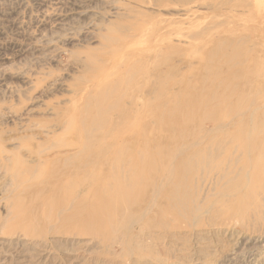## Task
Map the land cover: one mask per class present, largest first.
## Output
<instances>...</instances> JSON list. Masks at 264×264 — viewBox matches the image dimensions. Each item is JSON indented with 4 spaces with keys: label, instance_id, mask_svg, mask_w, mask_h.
I'll return each mask as SVG.
<instances>
[{
    "label": "rangeland",
    "instance_id": "obj_1",
    "mask_svg": "<svg viewBox=\"0 0 264 264\" xmlns=\"http://www.w3.org/2000/svg\"><path fill=\"white\" fill-rule=\"evenodd\" d=\"M110 1L0 0V148L18 155L26 165L34 159L32 151L44 155L62 148L64 152L62 141L73 121L78 159L100 149L129 155L127 140L116 144L127 136L134 141L140 137L134 152L164 157L169 168L191 157L198 173H211L200 180L198 192L187 193L200 210L193 213L186 206L184 211L192 215L188 218H193L175 229L178 240L158 235L132 238L170 264H264V0H186L189 65L185 76L177 72L168 76L175 83L166 95L161 96L156 86L153 93L147 91L158 99L149 103L120 100L125 89L106 86L111 78L115 80L112 73L124 76L128 71V67L108 69L116 42L104 44L98 31L108 24L99 14L109 11ZM81 12L89 13V18L80 17ZM89 22L95 27L88 29ZM132 57L126 56V66ZM162 61L164 57L157 63ZM181 149L184 154L177 156ZM227 157L228 166H219ZM186 171L187 177L195 172ZM15 182L0 172L1 222L20 223L15 213L10 216L4 208L17 192ZM34 186L29 184L26 197ZM93 201L91 197L89 203ZM142 214L136 217L140 223L155 221V212ZM96 231L98 227H90L72 234L86 240ZM0 232L7 239L23 233L6 230L4 225ZM198 232L200 236H195ZM49 240L47 250L58 263L45 261L17 243L0 245V264L67 262L64 251L69 246ZM104 253L113 264H132L118 246ZM89 263L98 264L95 258L84 264Z\"/></svg>",
    "mask_w": 264,
    "mask_h": 264
},
{
    "label": "bare ground",
    "instance_id": "obj_2",
    "mask_svg": "<svg viewBox=\"0 0 264 264\" xmlns=\"http://www.w3.org/2000/svg\"><path fill=\"white\" fill-rule=\"evenodd\" d=\"M109 8L104 15L99 14L108 24L102 25L98 30L104 44L111 45L116 42L108 59V69L128 67V71L124 76L112 73L115 80L111 78L106 86L125 89L122 91L125 93L120 95V100L141 99L148 103L158 100L157 97L155 99L151 94H147V91L153 93L155 89L152 88L156 86V90L161 91V96L166 95L172 83H175L169 80L168 76L171 77L172 73L176 72L179 76L180 73L185 76L184 70L189 65L186 46L189 36L186 0H112L109 2ZM173 15H177V21L168 19ZM89 16L87 12L80 14V17L86 19ZM87 26L88 29L95 27L92 22L87 23ZM176 53L177 56H173ZM129 54H132L133 61L126 66L124 59H127L126 56ZM161 57H164V61L157 63ZM131 75L141 78L131 80L133 78ZM154 77H159L157 80L161 82L154 80ZM122 117L126 118L125 115ZM77 139L78 135L72 121L66 130L63 139L65 142L62 141L66 144L64 152L62 148H55L44 155L41 150L32 151L34 159L31 158L33 160L29 162L31 165H26L18 155L11 156L10 152L0 148V172L11 176L13 182L17 181L15 184L18 183L14 187L17 192L10 197L11 203L6 204L4 208L11 213L10 216L15 213L16 221L20 222L3 220L4 223L0 221V225H4V229L9 231H23L22 235L15 238L7 239L3 235L4 237H0V245L9 247L19 243L26 250L38 252V256L45 261L57 262L58 259L47 250L51 239V242L63 244L64 247L68 245L71 249L68 250V247L67 251H64L68 260L61 264H84L92 258H95L98 264H113L107 259L104 251L115 245L122 249L125 256L131 258L132 264H170L167 259L152 256L153 252L149 253V250L135 240V237L132 238V235L140 239L158 235L178 240L180 233L177 236L178 231L175 229L185 223L189 224L193 218H188L192 215L184 211L187 209L186 206L193 208V213L200 210L196 199L193 198L191 201L187 193L198 192L200 180H204L206 175L211 173L202 171L198 173L196 170L198 167L195 169L191 165V157L185 159L179 166L169 168L164 166V157L158 159L154 156H145V153H139L140 150L134 152L139 146L140 137L134 141L127 136L116 143L124 144L127 140L125 145L132 150L129 155L118 156L107 151L108 149H100L93 156L78 159V153L75 152ZM184 152L185 150L181 149L177 156ZM215 152L214 159L219 155L216 149ZM209 155L210 153L208 160ZM195 156L202 160L204 158L199 153ZM229 157L219 166L226 162L230 163L227 161ZM107 166L109 169L106 171ZM187 168L195 170L190 177L186 175ZM81 177L85 178L84 182ZM29 184L35 186L26 197ZM91 197L95 201L92 204L89 203ZM96 207L100 209L99 213L95 211ZM152 212H155L154 222L140 223L136 218L139 214L147 215ZM80 218L83 220L80 221ZM90 227H98L99 231L91 234L89 236L91 238L86 240H81L83 235L72 234ZM200 234L198 232L195 236ZM74 247L79 248L72 249ZM58 249L57 251L60 250Z\"/></svg>",
    "mask_w": 264,
    "mask_h": 264
}]
</instances>
